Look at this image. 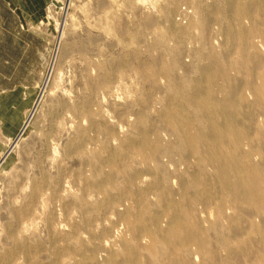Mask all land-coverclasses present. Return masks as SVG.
<instances>
[{"label": "rangeland", "instance_id": "obj_1", "mask_svg": "<svg viewBox=\"0 0 264 264\" xmlns=\"http://www.w3.org/2000/svg\"><path fill=\"white\" fill-rule=\"evenodd\" d=\"M0 264H264V0H0Z\"/></svg>", "mask_w": 264, "mask_h": 264}, {"label": "bare ground", "instance_id": "obj_2", "mask_svg": "<svg viewBox=\"0 0 264 264\" xmlns=\"http://www.w3.org/2000/svg\"><path fill=\"white\" fill-rule=\"evenodd\" d=\"M249 182V181H248Z\"/></svg>", "mask_w": 264, "mask_h": 264}]
</instances>
